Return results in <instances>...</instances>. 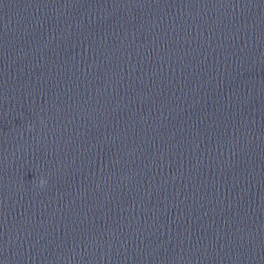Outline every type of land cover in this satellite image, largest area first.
Segmentation results:
<instances>
[{"label":"clouds","instance_id":"1","mask_svg":"<svg viewBox=\"0 0 264 264\" xmlns=\"http://www.w3.org/2000/svg\"><path fill=\"white\" fill-rule=\"evenodd\" d=\"M45 183H46L45 180H41V181H40V184H41V185H43V184H45Z\"/></svg>","mask_w":264,"mask_h":264}]
</instances>
